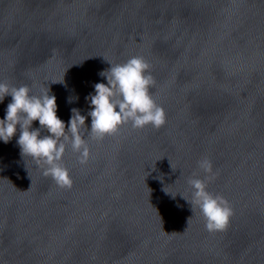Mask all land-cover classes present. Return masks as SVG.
<instances>
[{"label":"water","instance_id":"1","mask_svg":"<svg viewBox=\"0 0 264 264\" xmlns=\"http://www.w3.org/2000/svg\"><path fill=\"white\" fill-rule=\"evenodd\" d=\"M133 56L166 123L90 140L83 165L66 148L70 189L22 156L19 126L0 140V264H264V0H0V81L48 88L66 130L73 108L90 130L99 73ZM204 157L223 231L184 198Z\"/></svg>","mask_w":264,"mask_h":264},{"label":"clouds","instance_id":"2","mask_svg":"<svg viewBox=\"0 0 264 264\" xmlns=\"http://www.w3.org/2000/svg\"><path fill=\"white\" fill-rule=\"evenodd\" d=\"M108 62L110 68L99 73L107 78V83H95V93L86 97L90 104L87 113L91 117L90 130L85 124L86 116L76 108L71 110L66 130L65 122L57 115V98L49 94L48 88L36 95L29 85L17 87L0 81V102L6 95L12 97L5 117L0 119V140L8 143L19 126L17 144L22 156L31 157L43 168V174L51 176L60 188L70 189L73 184L70 170L62 162L69 146L83 165L91 158L90 140L101 142L107 136L116 135L125 125L133 129L149 125L159 129L166 123L164 108L150 94L155 80L149 62L142 56H133L124 63ZM37 120L40 127L32 128L33 121ZM42 129L49 135L41 136ZM197 163L207 175L203 179L190 177L192 198H184L192 208L195 205L200 209L207 231H223L233 215V208L225 197L208 191V184L215 178L211 160L204 157Z\"/></svg>","mask_w":264,"mask_h":264}]
</instances>
